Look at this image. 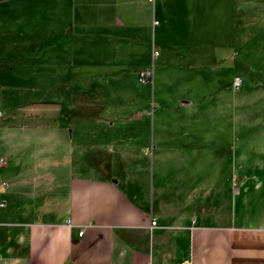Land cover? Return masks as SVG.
Listing matches in <instances>:
<instances>
[{
    "label": "crops",
    "instance_id": "crops-1",
    "mask_svg": "<svg viewBox=\"0 0 264 264\" xmlns=\"http://www.w3.org/2000/svg\"><path fill=\"white\" fill-rule=\"evenodd\" d=\"M0 48L36 80L62 53L116 65L131 112L113 164L92 166L80 135L0 110V264H264V0H0ZM32 102L60 106L21 114L62 105Z\"/></svg>",
    "mask_w": 264,
    "mask_h": 264
},
{
    "label": "rangeland",
    "instance_id": "rangeland-1",
    "mask_svg": "<svg viewBox=\"0 0 264 264\" xmlns=\"http://www.w3.org/2000/svg\"><path fill=\"white\" fill-rule=\"evenodd\" d=\"M59 43L64 44V40H60ZM23 57L24 54L21 52L6 51L0 48V85L4 86V89L0 88V110L10 114L14 112L15 114L11 116L16 119L24 116L22 119L26 123L33 121L34 123H47L62 128L57 130V139L62 145L73 140L74 146H79L81 139L77 135H80L83 145L88 148L90 165H103L97 161L101 158L95 156L98 151L109 156L110 162L113 164V155L111 154L116 152V147L119 146L116 140L123 133H127L131 117L127 100L124 101L125 106L117 110L121 115L116 116V89L118 90L119 87L116 84V65L103 64L98 67L81 68L74 66L72 69L66 68L65 55L62 53V56L57 59V72L61 76L56 80L52 78L36 80L37 78L30 76L33 67L18 66V62H24ZM155 58L156 54H153V60ZM10 67H13L18 74L22 73L23 76L12 75ZM34 69L38 70L36 67ZM39 69L46 70L47 68L41 67ZM70 69L74 76L66 77L65 71H70ZM98 71L103 75V79L82 78L84 75H91L98 73ZM77 73L82 75L77 77L75 76ZM105 73L109 75V78ZM129 84L133 85L131 79L125 85L129 87ZM146 85L150 86L151 83L147 82ZM49 100L60 101L62 103L60 110L56 112L47 111L31 118L26 111L23 112L26 114H21V109L16 108L17 105L32 101ZM94 103L102 105L101 109L96 112L97 114L85 116L81 123L71 125L72 117L69 113L72 106ZM70 117L71 120L69 121ZM127 141L126 137L120 144L127 145Z\"/></svg>",
    "mask_w": 264,
    "mask_h": 264
},
{
    "label": "built area",
    "instance_id": "built-area-1",
    "mask_svg": "<svg viewBox=\"0 0 264 264\" xmlns=\"http://www.w3.org/2000/svg\"><path fill=\"white\" fill-rule=\"evenodd\" d=\"M150 2H154V0H148ZM155 54V53H154ZM151 77H152V70L151 69H147L145 71H142L139 73V82L141 83H145V82H148L151 80ZM240 79L239 78H235V81H234V87L237 88L239 85H240ZM0 116H1V112H0ZM2 185H5V183H1ZM4 205V202L0 201V206H3ZM68 224H70V222H67ZM152 225L155 224L154 221H152L151 223ZM79 235L81 236L82 235V231L79 232ZM145 264H149V263H145Z\"/></svg>",
    "mask_w": 264,
    "mask_h": 264
},
{
    "label": "trees",
    "instance_id": "trees-1",
    "mask_svg": "<svg viewBox=\"0 0 264 264\" xmlns=\"http://www.w3.org/2000/svg\"><path fill=\"white\" fill-rule=\"evenodd\" d=\"M60 106L57 102H31L25 105L20 106L19 108L22 109H30V108H37V109H48V108H58Z\"/></svg>",
    "mask_w": 264,
    "mask_h": 264
}]
</instances>
